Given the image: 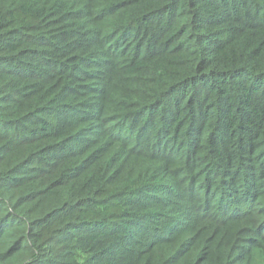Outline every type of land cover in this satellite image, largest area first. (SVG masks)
Returning <instances> with one entry per match:
<instances>
[{
	"label": "trees",
	"instance_id": "1",
	"mask_svg": "<svg viewBox=\"0 0 264 264\" xmlns=\"http://www.w3.org/2000/svg\"><path fill=\"white\" fill-rule=\"evenodd\" d=\"M264 264V0H0V264Z\"/></svg>",
	"mask_w": 264,
	"mask_h": 264
},
{
	"label": "rangeland",
	"instance_id": "2",
	"mask_svg": "<svg viewBox=\"0 0 264 264\" xmlns=\"http://www.w3.org/2000/svg\"><path fill=\"white\" fill-rule=\"evenodd\" d=\"M255 264H259V263H255Z\"/></svg>",
	"mask_w": 264,
	"mask_h": 264
}]
</instances>
